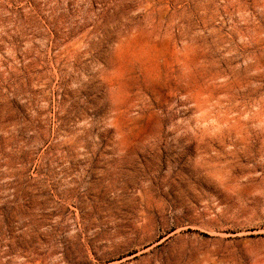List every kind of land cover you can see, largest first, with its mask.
Masks as SVG:
<instances>
[{
  "label": "rangeland",
  "instance_id": "374dc122",
  "mask_svg": "<svg viewBox=\"0 0 264 264\" xmlns=\"http://www.w3.org/2000/svg\"><path fill=\"white\" fill-rule=\"evenodd\" d=\"M0 264H264V0H0Z\"/></svg>",
  "mask_w": 264,
  "mask_h": 264
}]
</instances>
